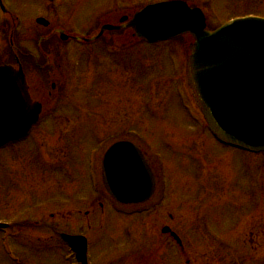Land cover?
Listing matches in <instances>:
<instances>
[{
	"label": "rangeland",
	"instance_id": "obj_1",
	"mask_svg": "<svg viewBox=\"0 0 264 264\" xmlns=\"http://www.w3.org/2000/svg\"><path fill=\"white\" fill-rule=\"evenodd\" d=\"M157 1L6 0L14 14L0 11V63L14 61L13 30V54L20 53L46 108L28 138L0 148V221L18 232L2 247L0 231V264H15L4 252L13 249L21 264H68L61 232L86 235L94 264H122L146 251L163 254L161 264H224L221 253L226 264H264V153L220 145L183 109L177 92L179 84L190 92L191 35L156 44L125 30L89 44L57 38L67 91L55 98L63 76L48 73L46 41L37 46L42 36L56 26L88 35ZM190 1L203 7L210 28L264 16V0ZM120 139L137 143L153 162L159 190L144 205L122 207L102 183L103 155ZM165 225L186 249L162 232Z\"/></svg>",
	"mask_w": 264,
	"mask_h": 264
},
{
	"label": "water",
	"instance_id": "obj_2",
	"mask_svg": "<svg viewBox=\"0 0 264 264\" xmlns=\"http://www.w3.org/2000/svg\"><path fill=\"white\" fill-rule=\"evenodd\" d=\"M128 26L149 42L191 31L196 42L188 75L213 131L239 147L264 150V19H236L207 31L200 9L175 0L147 5ZM118 28L105 25L101 32ZM42 109L31 96L23 67L0 65V146L27 136ZM103 170L107 190L120 202H141L154 191L152 171L130 142L108 150Z\"/></svg>",
	"mask_w": 264,
	"mask_h": 264
},
{
	"label": "flooded vegetation",
	"instance_id": "obj_3",
	"mask_svg": "<svg viewBox=\"0 0 264 264\" xmlns=\"http://www.w3.org/2000/svg\"><path fill=\"white\" fill-rule=\"evenodd\" d=\"M186 1H188L189 3L192 4V2H191L190 0H186ZM193 6H194V5H193ZM201 8L203 9L202 6H201ZM104 36H105V35H104ZM49 37H50V39H52L53 37H60L59 29H57V28L52 29V31L50 32ZM46 47H48L49 49H52V50H50V51H52V54H47V55H46V56H47V61H46L45 64H46V66L49 68L48 73H51V75L53 74V75H55V76H58V75H60V74H61V76H63V83H62V86H61L62 92H61L60 95H56L55 98H56V97H60L61 99H63L64 96H65V94H66L65 91H67L66 88H64V67H63V65H62V62H61L59 56H58V55H55V53H53V52L56 51V48H57V47H56L54 44H51V43L48 44ZM36 66L38 67V66H40V65H36ZM56 86H57L56 83L53 82V83H52V88H56ZM48 95L54 97L53 92L48 93ZM52 99H54V98H52ZM139 147H140V146H139ZM142 150H143L144 154L146 155V157L148 158L149 162L151 163L152 167L154 168V166H153V162L151 161L150 156L147 154V151H145L143 148H142ZM154 170H155V169H154ZM157 191H158V187H157L156 192H157ZM155 194H156V193H155ZM155 194H154V195H155ZM153 197H154V196H153ZM153 197L150 198L148 201L142 203V204H128V205H129V206H140V205H144V204L150 202V201L153 199ZM101 205H103V204H101ZM162 228H163V227H162ZM161 230H162V229H161ZM172 231H173V230H170L167 234H168V235H169V236H170V237L176 242V244L178 245V247H179L180 249H181V248H185V249H186V247H185V245H184V243H183V240H182V238H181V235H179L178 232L175 231V232L178 234L179 239H181V242H180V241H178V240L175 238V236H173ZM201 232H202V231H201ZM17 233H18V232H17ZM88 244H89V245H88V249H89V251H90L91 244H90L89 241H88ZM222 244H223V243H222ZM225 255H226L225 253H221V256H220V257H222L221 260H222V262L224 261V264H226V259H224V256H225ZM162 259H163V257H162V254H161L160 252L146 251V253H143V252L136 253V254H134L132 257H129V256H127V257H122V258L119 259V261H120L122 264H161ZM88 260H89V264H94L93 259L91 258V256L88 257ZM208 263L211 264L212 261L210 260Z\"/></svg>",
	"mask_w": 264,
	"mask_h": 264
}]
</instances>
